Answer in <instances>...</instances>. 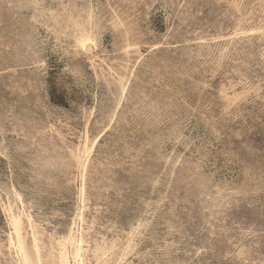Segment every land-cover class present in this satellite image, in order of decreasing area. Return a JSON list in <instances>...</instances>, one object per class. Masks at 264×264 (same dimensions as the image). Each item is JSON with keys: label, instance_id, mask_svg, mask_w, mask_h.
<instances>
[{"label": "rangeland", "instance_id": "obj_1", "mask_svg": "<svg viewBox=\"0 0 264 264\" xmlns=\"http://www.w3.org/2000/svg\"><path fill=\"white\" fill-rule=\"evenodd\" d=\"M14 221L34 264H264V0H0V264Z\"/></svg>", "mask_w": 264, "mask_h": 264}, {"label": "bare ground", "instance_id": "obj_2", "mask_svg": "<svg viewBox=\"0 0 264 264\" xmlns=\"http://www.w3.org/2000/svg\"><path fill=\"white\" fill-rule=\"evenodd\" d=\"M79 42H80L81 48L82 47L84 49H91L92 48L91 47L92 43H91V40H90L89 37H83V38L80 39ZM13 225L15 227L14 230H15V236H16V244L13 243V246L15 248L16 255L20 258V263L21 264H34V262L31 260L29 254H28V251L25 248L23 237L20 234V231H19V228H18V225H17V221H14ZM68 240H69V238L68 239H64V240L61 241V248H60L61 251L59 253V264H69L68 258H67V255H66V251H65V244H66V241H68ZM79 253H80V246L76 245L74 247V249H73L72 255H73V257H77L79 255ZM81 262H79V264Z\"/></svg>", "mask_w": 264, "mask_h": 264}]
</instances>
